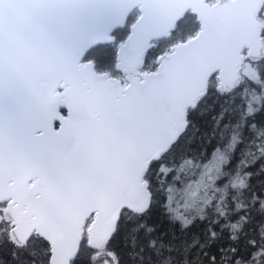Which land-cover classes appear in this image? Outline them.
I'll use <instances>...</instances> for the list:
<instances>
[{
	"label": "snow or ice",
	"instance_id": "snow-or-ice-1",
	"mask_svg": "<svg viewBox=\"0 0 264 264\" xmlns=\"http://www.w3.org/2000/svg\"><path fill=\"white\" fill-rule=\"evenodd\" d=\"M0 264H264V0H0Z\"/></svg>",
	"mask_w": 264,
	"mask_h": 264
}]
</instances>
